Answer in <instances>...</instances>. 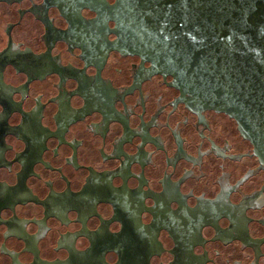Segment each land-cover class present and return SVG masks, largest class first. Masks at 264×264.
Instances as JSON below:
<instances>
[{"label": "flooded vegetation", "instance_id": "obj_1", "mask_svg": "<svg viewBox=\"0 0 264 264\" xmlns=\"http://www.w3.org/2000/svg\"><path fill=\"white\" fill-rule=\"evenodd\" d=\"M98 7L0 0V264H264L253 143Z\"/></svg>", "mask_w": 264, "mask_h": 264}, {"label": "water", "instance_id": "obj_2", "mask_svg": "<svg viewBox=\"0 0 264 264\" xmlns=\"http://www.w3.org/2000/svg\"><path fill=\"white\" fill-rule=\"evenodd\" d=\"M97 1L116 21L114 48L171 74L193 107L235 118L264 163V0Z\"/></svg>", "mask_w": 264, "mask_h": 264}]
</instances>
